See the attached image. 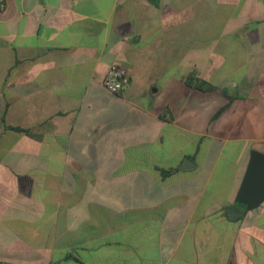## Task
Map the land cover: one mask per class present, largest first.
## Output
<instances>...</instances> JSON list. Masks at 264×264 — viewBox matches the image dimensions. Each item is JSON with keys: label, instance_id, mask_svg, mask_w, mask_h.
<instances>
[{"label": "crops", "instance_id": "obj_1", "mask_svg": "<svg viewBox=\"0 0 264 264\" xmlns=\"http://www.w3.org/2000/svg\"><path fill=\"white\" fill-rule=\"evenodd\" d=\"M252 150L264 0L0 4V264H264Z\"/></svg>", "mask_w": 264, "mask_h": 264}, {"label": "water", "instance_id": "obj_2", "mask_svg": "<svg viewBox=\"0 0 264 264\" xmlns=\"http://www.w3.org/2000/svg\"><path fill=\"white\" fill-rule=\"evenodd\" d=\"M189 164L193 162L188 159L186 164L182 166L187 169ZM237 203L246 207V211H253L264 204V153L258 150L250 152L249 165L241 184Z\"/></svg>", "mask_w": 264, "mask_h": 264}, {"label": "built area", "instance_id": "obj_3", "mask_svg": "<svg viewBox=\"0 0 264 264\" xmlns=\"http://www.w3.org/2000/svg\"><path fill=\"white\" fill-rule=\"evenodd\" d=\"M6 0H0V4L4 5ZM131 77L129 70L119 64L110 66L107 76L104 80L105 89L114 95H121L129 86Z\"/></svg>", "mask_w": 264, "mask_h": 264}, {"label": "trees", "instance_id": "obj_4", "mask_svg": "<svg viewBox=\"0 0 264 264\" xmlns=\"http://www.w3.org/2000/svg\"><path fill=\"white\" fill-rule=\"evenodd\" d=\"M151 1H153L155 4H157V0H151ZM185 83L191 88H195V89H198V90L206 92V93H211V92H214L216 90V87L213 84H211L208 81L202 79L201 77H198L196 72H192L187 77H185ZM223 111H224V108L221 109L217 113L215 119L218 118ZM3 121L5 122V119H3ZM11 129L17 130V131H25L23 129L15 128V127H11ZM170 172L162 171L161 173H162L163 177H165Z\"/></svg>", "mask_w": 264, "mask_h": 264}]
</instances>
